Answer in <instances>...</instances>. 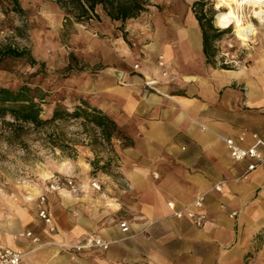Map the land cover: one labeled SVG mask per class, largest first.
Masks as SVG:
<instances>
[{
    "label": "crops",
    "instance_id": "crops-1",
    "mask_svg": "<svg viewBox=\"0 0 264 264\" xmlns=\"http://www.w3.org/2000/svg\"><path fill=\"white\" fill-rule=\"evenodd\" d=\"M157 25L136 52L119 45L123 67L101 70L92 87V107L119 130L111 142H125L114 147L120 183L103 176L99 191L82 180L77 195H49L54 232L37 217L35 199L36 213L15 222L39 240L15 241L10 249L23 253L21 264H264V163L241 179L247 163L233 162L223 143L248 148L257 144L254 134L264 154V56L249 67H219L214 56L206 63L202 39L190 38L179 21L169 22L168 31ZM146 79L157 92L146 89ZM84 170L82 176L89 174ZM218 183L221 194L213 191ZM202 194L203 227L172 217L167 203L180 211ZM87 235L109 242V249H65Z\"/></svg>",
    "mask_w": 264,
    "mask_h": 264
},
{
    "label": "rangeland",
    "instance_id": "rangeland-1",
    "mask_svg": "<svg viewBox=\"0 0 264 264\" xmlns=\"http://www.w3.org/2000/svg\"><path fill=\"white\" fill-rule=\"evenodd\" d=\"M57 1L19 0L23 12L8 15L3 12L8 4L0 1V46L25 49L37 63L31 66L26 60L9 61L0 70V87L17 89L28 85L38 89L45 99L43 119L51 117L56 105L69 113L77 106L93 108L92 87L100 71L124 65L119 45L136 52L139 45L151 41V34L157 33L158 22L164 23L163 30L168 31L169 22L179 21L190 38H201L195 19L201 6L196 2H204L202 13L206 19L211 18L213 29L222 32L211 45L216 66L249 67L254 58L264 56V23L252 20L247 10L246 18L256 35L252 43H242L232 28L222 30L216 26V0H151L147 12L123 25L111 22L99 9V21L77 22L66 17ZM194 24L196 29L190 28ZM8 133L9 128L0 125V247L1 239L15 222L36 213L35 199L52 176L72 177L77 184L95 179L99 183L103 176L110 181L121 180L117 174L120 158L114 147H122L125 142L104 141L100 130L83 117L59 121L39 131H25L21 143ZM86 162L91 165L85 167ZM65 167H69V173L63 171ZM83 169L89 174L82 176ZM33 190L39 194L33 197Z\"/></svg>",
    "mask_w": 264,
    "mask_h": 264
},
{
    "label": "trees",
    "instance_id": "trees-1",
    "mask_svg": "<svg viewBox=\"0 0 264 264\" xmlns=\"http://www.w3.org/2000/svg\"><path fill=\"white\" fill-rule=\"evenodd\" d=\"M0 1L8 4V8L3 11L5 15L23 12L19 0ZM150 2L151 0H58L57 4L66 17L73 18L77 22L90 19L99 21L100 15L97 12L99 9L111 22H119L123 25L138 18L141 13L147 12ZM203 4L204 2L195 3L196 6H201V12L195 13V19L201 32L203 54L206 63H209L214 56L211 49L212 42L218 40L222 32L213 29L211 18L206 19V15L202 13ZM14 60H26L31 66L37 65L27 50H19L11 45L0 46V70L9 61ZM36 92L37 95L34 96ZM38 92V89L32 90L28 85H22L17 89L0 87V125L9 128L8 136L15 137V141L21 143L25 131H39L59 121L82 117L100 130V135L106 142H110L115 134L120 135L115 124L95 108L85 110L82 106H77L72 113H69L64 107L56 105L51 117L43 119L42 106L45 99L44 95Z\"/></svg>",
    "mask_w": 264,
    "mask_h": 264
},
{
    "label": "built area",
    "instance_id": "built-area-1",
    "mask_svg": "<svg viewBox=\"0 0 264 264\" xmlns=\"http://www.w3.org/2000/svg\"><path fill=\"white\" fill-rule=\"evenodd\" d=\"M159 67L163 68L162 57H159ZM133 71L139 70V64L136 63L132 67ZM166 73H163L165 76ZM153 80H145L146 89H151L154 92H157L153 88ZM248 133H241L237 140L241 144L245 141ZM252 139L257 141V144L248 148H242L239 144L235 143L232 139H223V143L228 151L230 159L235 163H247L246 169L241 175V179H247V177L256 171L262 163H264V154L260 153L257 149L258 145H261V142L258 140L256 135H252ZM90 187L96 191L100 190V184L96 181L90 183ZM81 185L77 184L72 177H63V176H52L46 183L43 188V191L37 199V217L43 222L45 227L50 231L54 232L56 227L54 225V220L49 212L47 206L48 196L55 193H60L66 191L69 194L77 195L81 192ZM213 191L217 193H222V183H218L213 186ZM206 194L198 196L195 201L188 207L176 211L174 204L169 202L167 207L173 212L172 217L182 220L187 219L195 227L201 228L207 221V216L202 212ZM237 214L235 212L230 214L231 218H234ZM120 228L123 233L128 232V227L126 222L120 223ZM17 239H29L31 238L34 243H37L39 240L33 237L31 232H22V234L16 236ZM111 244L104 241L97 235H87L81 244L74 246H65V249L71 253H81L85 250H94L100 249L107 251ZM23 253L19 250H12L10 248H0V264H21Z\"/></svg>",
    "mask_w": 264,
    "mask_h": 264
},
{
    "label": "bare ground",
    "instance_id": "bare-ground-1",
    "mask_svg": "<svg viewBox=\"0 0 264 264\" xmlns=\"http://www.w3.org/2000/svg\"><path fill=\"white\" fill-rule=\"evenodd\" d=\"M215 9L218 13L215 16V24L218 28L226 30L233 29L235 37L242 43H252L256 35L252 22L246 18V11L249 10L252 20L261 24L264 23V0H216ZM242 73V71L240 70ZM244 73V72H243ZM66 173H69V167H65ZM37 190L32 191V196H37ZM28 198V200H31ZM22 234L15 224L7 231L1 239L2 246L15 248L16 236Z\"/></svg>",
    "mask_w": 264,
    "mask_h": 264
}]
</instances>
